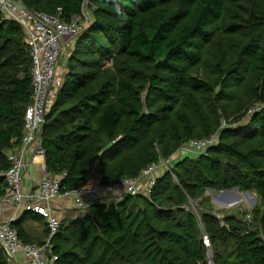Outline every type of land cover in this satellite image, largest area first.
<instances>
[{
	"label": "trees",
	"instance_id": "1",
	"mask_svg": "<svg viewBox=\"0 0 264 264\" xmlns=\"http://www.w3.org/2000/svg\"><path fill=\"white\" fill-rule=\"evenodd\" d=\"M17 1L47 14L62 7L66 20L85 3ZM93 2L95 19L78 36L45 118L47 170L64 192L81 188L95 161L113 185L174 160L149 194L61 219L55 264H210L203 233L212 264H264V0ZM31 68L22 26L0 10V197L32 102ZM214 134L205 153L175 159L184 143ZM234 187L257 195L250 223L241 205L219 218L205 204L208 188ZM33 214L12 222L26 242L21 221Z\"/></svg>",
	"mask_w": 264,
	"mask_h": 264
},
{
	"label": "built area",
	"instance_id": "2",
	"mask_svg": "<svg viewBox=\"0 0 264 264\" xmlns=\"http://www.w3.org/2000/svg\"><path fill=\"white\" fill-rule=\"evenodd\" d=\"M0 10L9 18L15 19L26 34V41L30 46L32 56L33 97L27 106L24 116V128L20 145L8 153L11 166L6 170L5 177L7 188L0 197L5 204H12L21 210L34 211L43 216L48 223L49 233L41 244L23 241L16 228L12 225V219L0 223V247L7 261L12 264L14 257L22 251L30 264H55L58 254L52 249V239L60 227V219L52 212V202L62 194L74 196L75 204L79 209L91 211L92 206L99 201L100 191H111L126 184V190L120 191L119 199L127 194L136 195L140 190L143 176H149L146 184V194L155 185L156 176L153 172L161 165L170 168V162L174 159H163L159 163L153 162L147 166L137 177L127 178L113 185L105 184L104 174L99 169L98 161H95L86 175V182L81 188L61 190V176L52 174L43 166V176L39 185L27 192L22 189V171L26 167V152L32 144H36L39 151L42 148V131L45 118L50 110L53 98L63 84L59 75L58 63L68 44V40L74 41L82 29V25L89 19L84 6L81 14L70 20L64 18L62 7H58L53 14L40 11H32L17 0H0ZM218 143V134L209 137L191 139L179 149V158L190 153L201 154ZM221 217L220 212H216ZM245 219L252 222V207L248 209ZM203 242L210 250L211 242L209 235L203 233ZM211 264V262H210Z\"/></svg>",
	"mask_w": 264,
	"mask_h": 264
},
{
	"label": "crops",
	"instance_id": "3",
	"mask_svg": "<svg viewBox=\"0 0 264 264\" xmlns=\"http://www.w3.org/2000/svg\"><path fill=\"white\" fill-rule=\"evenodd\" d=\"M56 97V94L53 98V101ZM53 103V102H52ZM18 148V147H17ZM194 154V153H193ZM26 167L22 171V189L24 192H27L31 189L36 188L43 176V166L46 164V159L44 152H41L37 149L36 144H32L27 152H26ZM163 168H166V166L161 165L159 166L154 172V176H158ZM169 169V168H168ZM60 176V175H59ZM149 179V176H143L141 179L140 183V190L141 191H146V184ZM126 190V184H121L119 187H116L112 189L111 191H100L99 192V201H104V202H114L115 199H119L117 197L118 193L120 191H125ZM226 190V189H225ZM240 192H248L251 193L254 197V202L257 200V196L255 192H250V191H240ZM224 193V192H223ZM257 202L253 203L252 208ZM224 204V203H223ZM243 206L242 204H238ZM236 205V206H238ZM235 207V206H234ZM244 207V206H243ZM226 208V207H224ZM232 208V207H231ZM251 208V206L249 207ZM247 208V209H249ZM223 209V208H221ZM17 208L12 205V204H5L0 201V223L9 221L13 217L12 222L17 221L21 218L23 213L25 211L21 210L20 212H16ZM52 212L59 217V219L63 220H70L73 219L74 217L84 214V213H89L86 210L79 209L74 200V196L71 194H62L60 197L55 199L52 202ZM22 228L24 230V235L26 239L33 243H42L46 239L47 236V220L45 218H42L41 215H36L33 214L30 218L28 219H23L21 221ZM5 257V256H4ZM6 259V258H5ZM9 263V262H8ZM10 264V263H9ZM12 264H30L29 260L26 258L25 254L20 251L16 254V256L13 259Z\"/></svg>",
	"mask_w": 264,
	"mask_h": 264
},
{
	"label": "rangeland",
	"instance_id": "4",
	"mask_svg": "<svg viewBox=\"0 0 264 264\" xmlns=\"http://www.w3.org/2000/svg\"><path fill=\"white\" fill-rule=\"evenodd\" d=\"M84 9H85V12L87 14H89V19L84 22V24L82 25L81 32L77 36H75L74 41L71 42L72 39L68 40V44L65 45V49H64V51H63V53H62V55L60 57L59 63H58L59 75L61 76V78L63 80H64V76H65V73H66V70H67L68 59L72 55L71 50L74 47L78 36L81 35L83 33V31L87 27H89L93 23V21L95 19V16H94L95 4H94L93 0H85ZM144 95H145V92H144ZM189 155L197 156L196 153L195 154L190 153ZM178 157L179 156L175 157V159L178 158ZM235 188L236 187L228 189V190H230V192H224V193L221 192V190H214V189L208 188L206 190V193H205V196H207V198H208L206 200L205 204L206 205L207 204H212L213 207L216 209V211H219V210H221V208H224V207H226V208L233 207L234 208V206L238 205L239 203L240 204L243 203V206L245 208H249L250 206L251 207L253 206V203L257 202V200L254 202V199H253L254 196L251 193L240 192L239 189L236 190ZM236 193L238 195H236ZM116 200L117 199H115V201ZM198 203H199V201H192L190 207H192L193 210L196 211ZM190 207L188 206L187 208H190ZM220 215H221V217H223L222 211L220 212ZM212 252H213V250H212V247H211L210 250H209V257L210 258H212ZM5 260H6L7 264H9L7 259H5Z\"/></svg>",
	"mask_w": 264,
	"mask_h": 264
},
{
	"label": "water",
	"instance_id": "5",
	"mask_svg": "<svg viewBox=\"0 0 264 264\" xmlns=\"http://www.w3.org/2000/svg\"><path fill=\"white\" fill-rule=\"evenodd\" d=\"M235 189L238 190L237 187H236ZM221 192H230V190H228V189H226V190H221ZM236 195H238V194L236 193ZM210 262H211V264H212V258L210 259Z\"/></svg>",
	"mask_w": 264,
	"mask_h": 264
}]
</instances>
